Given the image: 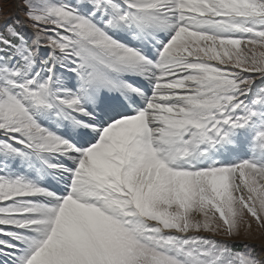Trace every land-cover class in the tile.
Segmentation results:
<instances>
[{"label": "snow or ice", "instance_id": "obj_1", "mask_svg": "<svg viewBox=\"0 0 264 264\" xmlns=\"http://www.w3.org/2000/svg\"><path fill=\"white\" fill-rule=\"evenodd\" d=\"M254 225L264 0H0V264H264Z\"/></svg>", "mask_w": 264, "mask_h": 264}, {"label": "rangeland", "instance_id": "obj_2", "mask_svg": "<svg viewBox=\"0 0 264 264\" xmlns=\"http://www.w3.org/2000/svg\"><path fill=\"white\" fill-rule=\"evenodd\" d=\"M5 8L11 12L13 15L16 14V7H15V3H8L4 5ZM240 240L244 239V237L242 236L241 238H239ZM246 241L250 242L251 245H253V241H256L259 243V246L264 243V234H260L256 232L255 229V225L253 226V237L252 238H246ZM253 240V241H252ZM255 242V243H256ZM256 243V244H258ZM259 255H264V252H261Z\"/></svg>", "mask_w": 264, "mask_h": 264}, {"label": "trees", "instance_id": "obj_3", "mask_svg": "<svg viewBox=\"0 0 264 264\" xmlns=\"http://www.w3.org/2000/svg\"><path fill=\"white\" fill-rule=\"evenodd\" d=\"M246 238L240 240L238 239L237 242L235 243V247L237 249H244V250H247L245 249V245H247L250 249H252L257 255H259L261 252H264V250L261 249V247L259 246V243L256 242V241H253V245H251L250 242L246 241L245 240ZM258 244H256V243Z\"/></svg>", "mask_w": 264, "mask_h": 264}]
</instances>
